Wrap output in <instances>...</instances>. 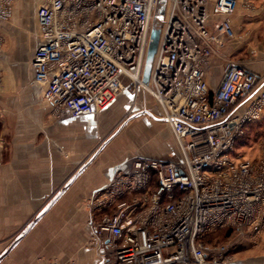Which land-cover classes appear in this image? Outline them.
Masks as SVG:
<instances>
[{
	"label": "built area",
	"instance_id": "2783aa9c",
	"mask_svg": "<svg viewBox=\"0 0 264 264\" xmlns=\"http://www.w3.org/2000/svg\"><path fill=\"white\" fill-rule=\"evenodd\" d=\"M15 0H0V22ZM160 0H42L33 84L56 117L95 114L118 100L131 112L151 95L178 146L175 157L134 156L86 200L103 264H228L240 235L264 230V142L235 158L264 114L257 76L229 60L218 88L207 72L220 36L234 37L238 0H166L149 82L143 70ZM224 17L210 24V15ZM0 33V50L3 44ZM1 58V54H0ZM188 138V142H184ZM234 232L207 241L217 229Z\"/></svg>",
	"mask_w": 264,
	"mask_h": 264
},
{
	"label": "crops",
	"instance_id": "0c3cea01",
	"mask_svg": "<svg viewBox=\"0 0 264 264\" xmlns=\"http://www.w3.org/2000/svg\"><path fill=\"white\" fill-rule=\"evenodd\" d=\"M41 2L15 0L11 18L0 22L10 42L0 50V214L36 212L60 188L58 206L47 209L10 243L0 264H103V250L91 244L88 210L82 205L84 213L77 214L73 208L108 184L115 170L128 166L135 155L120 161L114 149L99 147L98 116L110 106L95 114L56 117L42 96L43 88L33 84L32 58L43 41L37 21ZM222 17L212 13L210 24ZM229 17L236 34L220 36L207 80L212 89L218 88L224 66L232 60L256 74L258 91L264 88V0H238ZM158 113L156 119H162L159 106ZM167 126L174 147L142 155H177ZM228 264H264V230L253 239L240 235Z\"/></svg>",
	"mask_w": 264,
	"mask_h": 264
},
{
	"label": "rangeland",
	"instance_id": "374dc122",
	"mask_svg": "<svg viewBox=\"0 0 264 264\" xmlns=\"http://www.w3.org/2000/svg\"><path fill=\"white\" fill-rule=\"evenodd\" d=\"M165 1L160 0V6L153 14V23L157 28H163L164 25ZM0 33L4 37L2 46H5V44L6 46L9 45L10 42H6L3 32L0 31ZM2 80L3 76L0 73V82ZM124 102V100L116 101L108 110L98 116L101 121L99 126L101 127L97 128L96 137L98 141L101 140L99 144L101 149H111L112 151L114 149V152L119 156V160L123 161L130 155H154L157 151H168L172 145L174 147V140L167 124L162 119L158 120L155 117L159 114L158 106L151 95L144 91H139L137 102L131 112L129 111V106H123ZM188 140V138H184V142L187 143ZM1 142L3 143L4 141L0 140V146ZM263 142L264 114L247 126L246 134L237 143L235 158L237 160L259 159ZM59 191L60 188H57L36 212L17 214V211L14 210L9 212V214H0L1 254L10 243L17 240L23 232L29 230L35 219H38L41 214H44L53 205L58 206L56 198ZM89 196L85 197L83 203H78L76 205L78 206L77 208H73L75 213L82 214L81 206L83 205L90 214L86 200ZM226 232L225 228L217 230L213 239L221 242L226 241L230 236Z\"/></svg>",
	"mask_w": 264,
	"mask_h": 264
},
{
	"label": "water",
	"instance_id": "95a60500",
	"mask_svg": "<svg viewBox=\"0 0 264 264\" xmlns=\"http://www.w3.org/2000/svg\"><path fill=\"white\" fill-rule=\"evenodd\" d=\"M159 38H160V28H157L153 24L151 34H150V42H149V46H148V50H147L144 70H143V82H145V83L149 82L154 56H155L157 49H158ZM24 233H26V232H24ZM4 254L0 253V259L2 258V256Z\"/></svg>",
	"mask_w": 264,
	"mask_h": 264
},
{
	"label": "trees",
	"instance_id": "16d2710c",
	"mask_svg": "<svg viewBox=\"0 0 264 264\" xmlns=\"http://www.w3.org/2000/svg\"><path fill=\"white\" fill-rule=\"evenodd\" d=\"M252 123V122H251ZM241 139H239V141H240ZM238 141V142H239ZM225 229H226V234H229V235H231L233 232H234V229L233 228H230V227H224ZM220 229H222V228H220ZM217 230H219V229H217ZM217 230H215L214 232H212L211 234H209L207 237H206V240L207 241H214L215 239H213V236H215V234H216V231Z\"/></svg>",
	"mask_w": 264,
	"mask_h": 264
}]
</instances>
